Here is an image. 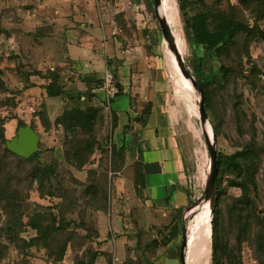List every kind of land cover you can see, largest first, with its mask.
Segmentation results:
<instances>
[{"label":"rangeland","instance_id":"1","mask_svg":"<svg viewBox=\"0 0 264 264\" xmlns=\"http://www.w3.org/2000/svg\"><path fill=\"white\" fill-rule=\"evenodd\" d=\"M58 1L62 2L0 0V134L9 141L16 136V121L22 120L38 135L40 150L37 158L23 159L4 152L0 137V264H89L92 260L93 264H150L155 250L147 244L167 217L143 205L135 188L138 157L114 144L108 112L99 101L81 102L83 108L89 104L101 111L89 125L64 130L49 118L40 101L34 104L30 99L37 98L39 91L24 97L30 76L43 80L56 76L58 82L61 78L58 68L43 65L49 49L45 14L70 4V10L85 15L104 10L109 2ZM141 1L145 27L154 32L171 64L173 96L195 124L204 182L209 156L203 126L213 136L216 133V153L222 156L252 148L246 174L236 176L216 168L220 195L216 196L215 188L208 213L204 202L188 212L186 262L211 264V222L216 213L218 232L230 250L226 264H264V41L253 33L239 34L219 58L213 48L195 42L190 28L202 21L212 23L210 14L220 12L249 28L256 22L264 31V14L256 7L261 2L246 7L241 0H162L183 62L209 96L204 107L208 122L201 127L198 92L194 87L193 95L186 92L174 70L153 0ZM221 65L228 70L225 77ZM6 120L11 121L2 125ZM239 177L246 181L245 196L240 189L226 186L228 178ZM88 186L96 193L86 195ZM201 211L205 222L192 221ZM32 224L39 228L33 229ZM180 242L181 237L178 248ZM100 252L104 255L97 257Z\"/></svg>","mask_w":264,"mask_h":264},{"label":"crops","instance_id":"2","mask_svg":"<svg viewBox=\"0 0 264 264\" xmlns=\"http://www.w3.org/2000/svg\"><path fill=\"white\" fill-rule=\"evenodd\" d=\"M142 2L109 0L104 10L85 15L64 4V8L46 13L49 31L45 43L49 49L42 64L59 69L58 83L66 96L60 101L48 97L42 87L46 80L30 76L24 97L39 91L35 92L37 98L30 99L34 104L40 101L53 120L70 105L68 96L78 95L83 100V94H94L93 100L101 104L97 86L103 72L111 70L119 92L107 109L115 119L114 144L138 157L139 197L143 205L168 221L171 214H183L203 195L202 156L193 119L173 96L171 64L154 32L145 27ZM171 59L186 92L193 95L172 54ZM179 241L178 235L156 249L150 264H180Z\"/></svg>","mask_w":264,"mask_h":264},{"label":"trees","instance_id":"3","mask_svg":"<svg viewBox=\"0 0 264 264\" xmlns=\"http://www.w3.org/2000/svg\"><path fill=\"white\" fill-rule=\"evenodd\" d=\"M245 6L252 5L256 3V1H260L261 4H256L258 8V13L264 14V0H241ZM212 17V23L209 24L208 21H202L198 23H194L190 28L192 31V36L195 42L198 45H203L205 47L213 48L217 57H221L225 53H227L228 47L234 45L236 36L239 34H249L253 33L260 39L264 41V31L258 28L256 22L253 24L252 28H249L247 25L242 23L233 21L231 18H227L224 14L218 13L217 15L210 14ZM180 55L182 51H179ZM227 68L223 65L220 67V72L223 74V77L226 76ZM29 78V77H28ZM57 77L52 76L49 80H46V85H43V89L48 97L52 98H61L63 99L66 96L65 91L59 85L57 81ZM1 85V81H0ZM198 85L202 91L204 98V107L209 102V96H207V92L204 89V85L198 82ZM84 99H81V96H68V101L70 105H66L64 110L53 119V122L56 126H61L64 130L66 129H81L85 125H89L90 122L94 121L96 114L100 110L99 108H95L93 106H89V104L83 108L81 102H90V99L95 97L94 94H83ZM101 111V110H100ZM14 119V118H13ZM12 119V120H13ZM112 124L111 129L113 130L115 127V119L112 116ZM11 120H6L2 125H6ZM40 122H42L40 120ZM17 128H23L26 126L22 120L16 121ZM43 125V123H41ZM1 125V126H2ZM31 129L32 127L29 126ZM0 137L2 139V143L4 145V152H7L5 147L6 139L4 138V134L1 133ZM214 137L216 138V133L214 132ZM251 146L246 147L244 150L237 152L231 156H222L217 152V167L221 172H226L228 174L240 175L246 174L248 172V156L251 153ZM9 152V151H8ZM10 153V152H9ZM40 150L33 154L27 160L35 159L39 156ZM245 179L239 177V180L235 178H228L226 180L227 187H234L241 190L243 196L246 195L245 188ZM141 185V171L139 172V177L136 180L135 188H140ZM215 188H216V196L220 195V179L217 177L215 179ZM96 193V189L93 186H88L85 188L86 195H92ZM182 214L180 212H176L171 214L169 220L165 222L161 228L157 230V236L154 237L148 244L147 248H153L156 250L160 247H165L171 240L176 238L180 234V221ZM215 216L217 218L216 213H214V218L211 222V264H226L228 259L230 258V250L228 249V244L226 240L219 234L217 223L215 220ZM33 229H38V224H32ZM104 255L102 252L97 254L98 256ZM94 260H92L89 264H93ZM149 264V263H148Z\"/></svg>","mask_w":264,"mask_h":264},{"label":"water","instance_id":"4","mask_svg":"<svg viewBox=\"0 0 264 264\" xmlns=\"http://www.w3.org/2000/svg\"><path fill=\"white\" fill-rule=\"evenodd\" d=\"M153 4H154V12H155L156 20L158 22V26L162 38L165 41L168 50L174 56L176 65L179 69L181 76L184 79H187L198 92L199 95L198 116H199L200 126L202 127L206 122H208L207 114L204 108V98L202 91L198 85V82L193 78L190 71L185 66V63L183 62V59L175 46V41L167 22L161 16H159L160 0H153ZM204 138L206 141V147L209 156V171H208L207 179L205 181L203 195L198 200H196L193 203V205L190 208H188V210H186V212L182 214V227L180 231L181 242L178 248V258L180 264H186L185 252L187 248V230L185 225V220H186L185 213L189 212L191 209L194 208L195 205L203 201L204 202L207 201L211 208L215 194L217 153L214 144V136L212 134L211 141L206 139V137ZM38 144H39L38 135L29 126H25L23 128H18L16 132V136L11 138L9 141H6L5 147L12 154L21 157L23 159H28L33 154L38 152L39 150Z\"/></svg>","mask_w":264,"mask_h":264},{"label":"built area","instance_id":"5","mask_svg":"<svg viewBox=\"0 0 264 264\" xmlns=\"http://www.w3.org/2000/svg\"><path fill=\"white\" fill-rule=\"evenodd\" d=\"M97 91L101 96V105L108 112L111 101L118 95L116 78L111 70L106 69L97 86Z\"/></svg>","mask_w":264,"mask_h":264},{"label":"bare ground","instance_id":"6","mask_svg":"<svg viewBox=\"0 0 264 264\" xmlns=\"http://www.w3.org/2000/svg\"><path fill=\"white\" fill-rule=\"evenodd\" d=\"M159 16H161L166 22L167 24L169 25V16L168 14L164 13L163 12V7H162V0H160V5H159ZM175 41V40H174ZM176 46V44H175ZM177 48V47H176ZM178 50V49H177ZM179 52V51H178ZM180 54V52H179ZM189 83V85L192 87V89L194 90L193 86L190 84L189 81H187ZM203 134H204V137H206V139H208L209 141H211L212 139V132H211V129L207 126H203ZM204 202V201H203ZM206 205H207V213H208V202H204ZM201 209V208H200ZM203 211V210H202ZM199 212L197 213L196 215H194V218L192 221H195V222H205L203 221V213ZM188 212L185 213V218L187 219L188 218ZM187 264V263H186Z\"/></svg>","mask_w":264,"mask_h":264}]
</instances>
